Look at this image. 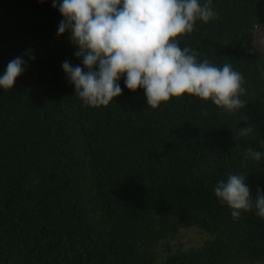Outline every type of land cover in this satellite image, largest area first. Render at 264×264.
<instances>
[{"label": "trees", "instance_id": "1", "mask_svg": "<svg viewBox=\"0 0 264 264\" xmlns=\"http://www.w3.org/2000/svg\"><path fill=\"white\" fill-rule=\"evenodd\" d=\"M212 7L213 20L177 39L242 74L246 105L232 115L187 95L152 110L123 77L107 108L83 107L61 67L82 60L67 31L57 36L58 7L0 0V76L10 60L26 62L13 89H0V264H264V220H234L214 195L240 172L253 199L264 195V52L254 46L264 0ZM246 124L253 132L241 137ZM191 228L208 238L167 245Z\"/></svg>", "mask_w": 264, "mask_h": 264}, {"label": "clouds", "instance_id": "2", "mask_svg": "<svg viewBox=\"0 0 264 264\" xmlns=\"http://www.w3.org/2000/svg\"><path fill=\"white\" fill-rule=\"evenodd\" d=\"M52 7L62 17L57 36L67 31L82 60V66L64 61L61 67L83 107L107 108L121 95L123 77L130 92L144 91L152 110L185 95L210 101L221 114L244 109L242 74L231 63L198 60L197 52L181 48L177 39L191 34L197 21L206 24L217 16L212 0H52ZM25 63L21 56L9 61L0 89H13ZM253 128L246 124L238 134L248 136ZM245 158L259 165L262 153L249 149ZM245 180L246 172L229 173L214 195L234 220L253 211L264 220V195L257 189L253 199Z\"/></svg>", "mask_w": 264, "mask_h": 264}, {"label": "rangeland", "instance_id": "3", "mask_svg": "<svg viewBox=\"0 0 264 264\" xmlns=\"http://www.w3.org/2000/svg\"><path fill=\"white\" fill-rule=\"evenodd\" d=\"M254 46L259 51L264 52V28L261 25H258L255 28ZM207 238L208 237L204 232L197 229H182L175 239L169 240L167 245L170 246L171 249H176L179 246H181L183 249H188L190 247H197L201 245ZM163 245H165L164 242L159 246V252L162 254V256L163 253L161 252L163 251ZM162 256L160 258H162Z\"/></svg>", "mask_w": 264, "mask_h": 264}]
</instances>
